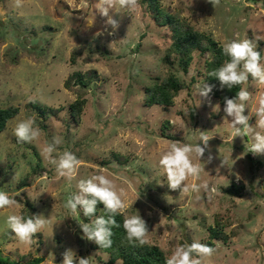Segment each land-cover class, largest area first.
<instances>
[{
	"label": "rangeland",
	"instance_id": "rangeland-1",
	"mask_svg": "<svg viewBox=\"0 0 264 264\" xmlns=\"http://www.w3.org/2000/svg\"><path fill=\"white\" fill-rule=\"evenodd\" d=\"M97 3L24 0L23 8L15 9L12 0H0V106L19 107L0 130V191L17 201L0 210V255L18 260L9 264L36 257H41L36 264H62L63 254L71 249L90 264H120V258L111 261L109 252L82 238L81 210L72 213L64 207L80 179L103 173L125 191L126 214L146 221L148 243L165 255L194 240L206 245L213 241L215 253L208 264H264V155L247 152L251 135L235 137L217 97L198 94L199 86L208 84L209 52L192 48L186 66L173 51L165 61L172 29L155 22L140 0L133 12L110 11L120 24L111 35L102 31L106 17ZM160 3L220 44L252 40L264 63V0H220L216 7L208 0ZM78 70L90 73L87 84L72 77L66 87V78ZM169 72L184 82L171 103L146 102L147 85ZM241 87L252 93L247 115L264 87L255 86L251 77ZM75 99L83 101L73 109ZM36 105L46 108L44 115ZM28 117L42 130L41 147L56 137L60 143L55 156L67 150L81 161L71 181L57 178L35 144L17 142L13 129ZM255 120L253 116L249 123L254 126ZM201 133L210 139L201 160L193 156L202 172L198 180L187 182L201 187L179 196L159 174L157 161L172 142L194 145ZM232 181L242 185L241 195L224 189ZM26 199L32 216L43 215L49 223L23 246L5 219L28 213ZM214 224L225 232L226 241L212 238L208 226Z\"/></svg>",
	"mask_w": 264,
	"mask_h": 264
},
{
	"label": "clouds",
	"instance_id": "clouds-1",
	"mask_svg": "<svg viewBox=\"0 0 264 264\" xmlns=\"http://www.w3.org/2000/svg\"><path fill=\"white\" fill-rule=\"evenodd\" d=\"M216 7L220 0H208ZM72 5V0H66ZM15 9L24 6V0H12ZM101 16L106 17L104 29L109 35L119 28V21L110 15L111 10L116 13L133 12L139 7V0H98L95 6ZM92 26V23H88ZM101 34V33H99ZM222 53L229 59L217 69L208 73V76L218 80L220 88L233 89L237 85L247 84L251 77L253 84L264 87V63L261 62V53L256 50L252 40H232L221 44ZM213 86L203 83L199 86L198 94L207 97L212 92ZM252 99V93L241 87L234 98H224L225 122L231 118L230 126L235 137H247L251 135L252 143L249 147L246 144L247 152L253 155H264V92L256 98V107L245 115L248 102ZM31 102V101H30ZM219 105H216V111ZM255 117V125L249 121ZM13 135L18 143L35 144L40 155L46 163L54 167L57 178H65L71 181L77 176L81 161L71 151L65 150L62 154L55 156L60 140L53 137L50 143L39 144L42 130L37 126L34 117L21 119L13 129ZM209 137L203 133L199 136L196 144L174 141L157 161L159 174L167 179L170 190L179 191V196H184L190 191H198L200 185L193 183L189 185V178L199 179L202 168L194 163L193 156L199 160L204 156L209 147ZM203 146H201V143ZM212 157L209 156V161ZM227 164L226 158L223 160ZM78 191L64 203V207L72 213L81 210L83 216L89 222L80 223L82 238L95 242L99 248L112 246L113 228L119 227L115 217L123 215V229L125 239L133 245L143 246L148 243V226L140 215H127L126 193L117 189L114 181L103 173L91 174L85 179H80L76 185ZM206 187V185H204ZM214 191V190H213ZM54 197V196H53ZM55 198V197H54ZM17 204L14 198H10L7 192L0 191V210L12 208ZM102 204L107 216H97V206ZM49 223L43 215H33L25 218L18 214H9L5 219L6 227L14 233L20 245L28 246L32 243L33 237L41 233ZM215 253V249L209 245L196 242L178 245L170 255L165 256V264H208L209 258ZM90 264L86 257H76L69 249L63 254L62 264Z\"/></svg>",
	"mask_w": 264,
	"mask_h": 264
},
{
	"label": "trees",
	"instance_id": "trees-1",
	"mask_svg": "<svg viewBox=\"0 0 264 264\" xmlns=\"http://www.w3.org/2000/svg\"><path fill=\"white\" fill-rule=\"evenodd\" d=\"M141 3L144 4L145 11L149 12V14L153 17L155 22L168 25L172 29V46L169 48V53L166 54L164 60L170 61L171 52H176L177 58L183 61V65L186 66L191 57L190 51L192 48H197L200 52H209L210 58L207 60V83L208 85L213 86L212 94L217 97L218 100L224 105V98H234L236 92H238L242 85H237L233 89L229 90L227 88L221 89L218 80L213 77L208 76V73L214 69L219 68L225 60L229 59L224 56L222 53L221 44L212 38L210 35H207L203 31L194 27L188 21L180 16L179 12L170 11L163 4L160 3V0H140ZM168 59V60H167ZM74 78L77 84L86 85L90 78V73L75 71L71 75H69L65 80V86H70V78ZM184 85L183 79L179 78L173 72H169L162 78L160 81L156 80L149 85H147L145 93H146V102L149 103H163L169 104L172 101L173 95L177 93L179 89ZM83 100L75 99L74 102L71 103V107L76 109V107H80ZM33 107H35V103H32ZM39 107V112L44 115L45 107L41 105H36ZM19 110L17 105H6L0 106V130L5 128L7 121L13 117ZM53 112H55L54 108H50ZM74 111H72L73 113ZM78 112V111H77ZM77 117V116H74ZM247 156L250 157V154L247 153ZM261 163V162H259ZM27 184V182H24ZM224 189L227 192H230L234 195H241L243 193L242 185H239L235 182H231L229 185L224 186ZM26 207H28L29 212H24L22 216L25 218L32 216L31 212L33 210L32 204L29 200H25ZM97 216L104 215L107 216L103 209V205L100 204L97 206ZM81 217L84 222H89L88 218L83 216L81 211ZM218 214L216 216V221L219 223ZM117 224L119 227L113 228V236H112V246L109 248H100L101 250L107 251L110 253V260L114 261L117 258H120L122 261L120 264H165V254L160 249V247L156 244L146 243L143 246L133 245L126 241L125 232L122 227L123 225V215H117L115 217ZM210 234L212 238H219L223 241L227 240L225 232L220 229L217 225H209ZM222 231V232H221ZM207 244L213 247L214 242L210 241ZM91 245L99 248V246L95 242H91ZM41 260V257L33 258L29 260L28 264H36ZM18 260L10 261L5 257L0 255V264H9L16 263Z\"/></svg>",
	"mask_w": 264,
	"mask_h": 264
},
{
	"label": "water",
	"instance_id": "water-1",
	"mask_svg": "<svg viewBox=\"0 0 264 264\" xmlns=\"http://www.w3.org/2000/svg\"><path fill=\"white\" fill-rule=\"evenodd\" d=\"M17 264H27V263H17Z\"/></svg>",
	"mask_w": 264,
	"mask_h": 264
}]
</instances>
